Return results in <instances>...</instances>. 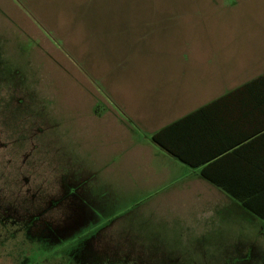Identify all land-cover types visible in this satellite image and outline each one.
<instances>
[{
	"label": "rangeland",
	"instance_id": "obj_1",
	"mask_svg": "<svg viewBox=\"0 0 264 264\" xmlns=\"http://www.w3.org/2000/svg\"><path fill=\"white\" fill-rule=\"evenodd\" d=\"M262 73L264 0H0V264H264L252 212L166 210L152 140Z\"/></svg>",
	"mask_w": 264,
	"mask_h": 264
},
{
	"label": "trees",
	"instance_id": "obj_2",
	"mask_svg": "<svg viewBox=\"0 0 264 264\" xmlns=\"http://www.w3.org/2000/svg\"><path fill=\"white\" fill-rule=\"evenodd\" d=\"M225 107L229 111L236 108L246 110L239 120L233 118L229 121L225 117V124L251 123L257 131H246L237 138L229 137L232 140L228 144L224 138L212 139L213 145L203 144L208 133L218 134L222 118L218 117L217 110ZM191 123L196 125L194 129L190 128ZM259 129H264V74L157 131L153 140L192 166L206 164L202 169L205 178L222 187L247 210L264 220V133L259 138L263 142L262 147L255 148V141L237 146L256 135ZM223 130L229 133L226 128ZM256 151L260 155L256 162L254 159V162L243 163L240 159L247 155L253 157Z\"/></svg>",
	"mask_w": 264,
	"mask_h": 264
},
{
	"label": "crops",
	"instance_id": "obj_3",
	"mask_svg": "<svg viewBox=\"0 0 264 264\" xmlns=\"http://www.w3.org/2000/svg\"><path fill=\"white\" fill-rule=\"evenodd\" d=\"M264 74V73H262ZM260 74V75H262ZM258 75V76H260ZM258 76L254 77L257 78ZM253 78V79H254ZM251 79V80H253ZM249 80V81H251ZM247 81V82H249ZM246 82V83H247ZM245 84V83H244ZM242 84V85H244ZM241 85V86H242ZM240 87V86H239ZM238 88V87H236ZM234 88V89H236ZM233 89V90H234ZM232 91V90H231ZM229 92H226L220 96L217 97H204V98H196V99H188L186 98V95H181V97L176 98V104L179 106L178 110L174 113L171 114L170 109H165V119L166 121H162V123H160L158 128H154L156 131H154V133L152 134V140H153V135L163 129L164 127L180 120L181 118L197 111L198 109L205 107L211 103H213L214 101L222 98L223 96L229 94ZM203 102V103H202ZM248 111V110H247ZM218 113V117L222 118L221 124L218 126L219 130H218V134H210L208 133L206 138V142H203V144L206 145H213L211 140L212 139H220V138H224L226 140V143H231L229 142V140L231 141L232 139H228L229 137H235L237 138L238 136H241V134L245 133L246 131H257V127L252 125L251 123H246L244 125L241 124H236V125H230V124H225L224 123V118L227 117L229 121H231L233 118H235L236 120H239L245 113L246 110H242L240 108H236V109H232V110H228L226 107L217 110ZM141 124H145V121L142 120L140 121ZM190 128L194 129V127L196 126L194 123L190 124ZM227 131H229V133L226 134V132H224L223 129H225ZM229 128V129H228ZM264 133V129H259V131L256 133V135L252 136L250 139H247L246 141L242 142L239 146H242L244 144L249 143L250 141H255V143L253 144V146L255 148L257 147H262L263 146V142L261 141V139H259L262 134ZM232 134V135H231ZM154 141V140H153ZM155 143V142H154ZM156 145H158L157 143H155ZM158 147H160V149L162 148L163 151L168 152L166 149H164L163 147H161L160 145H158ZM170 155L174 156V158L177 159L178 162L176 161H172V166L174 168H178L181 167V169H185L184 167H190V168H186V170H189V173L187 175H176L177 177H172V174L174 172V170L172 169L173 167H169L167 168V180L170 179L172 180V186H173V190L171 192H169L171 194V198L169 199L170 203H168V205L164 206L166 208V210H170L171 208L174 209L175 212L179 211V204H177V201H181V198L183 199V209L185 210L187 209L189 212H192V210L195 209H203L204 211L208 212H218L219 210H225L224 213H226L228 210L227 209H231L232 208L236 209V210H240L242 212H245L243 209H246L241 202L235 198L234 196H232L229 192H227L226 190H224L222 187H219L217 185H215L214 183H212L211 181H209L207 178H205L202 175V169L204 168V166H206V164L200 165V166H192L186 162H184L183 160L179 159L178 157H176L175 155L171 154L170 152H168ZM258 153L257 151L254 152V156L251 157L249 155L247 156H243L242 162L243 163H247V162H256V159L258 158ZM252 158L253 160H248ZM187 197V198H186ZM165 205V204H164ZM228 207V208H227ZM247 210V209H246ZM249 211V210H248ZM250 212V211H249ZM263 220V219H262Z\"/></svg>",
	"mask_w": 264,
	"mask_h": 264
}]
</instances>
